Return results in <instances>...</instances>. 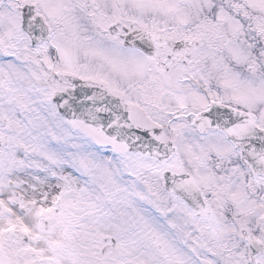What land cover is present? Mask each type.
<instances>
[{
	"label": "snow or ice",
	"instance_id": "obj_1",
	"mask_svg": "<svg viewBox=\"0 0 264 264\" xmlns=\"http://www.w3.org/2000/svg\"><path fill=\"white\" fill-rule=\"evenodd\" d=\"M0 264H264V0H0Z\"/></svg>",
	"mask_w": 264,
	"mask_h": 264
}]
</instances>
